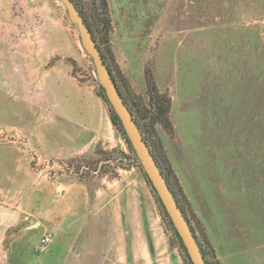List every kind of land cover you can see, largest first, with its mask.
Returning <instances> with one entry per match:
<instances>
[{
    "label": "rangeland",
    "instance_id": "obj_1",
    "mask_svg": "<svg viewBox=\"0 0 264 264\" xmlns=\"http://www.w3.org/2000/svg\"><path fill=\"white\" fill-rule=\"evenodd\" d=\"M106 2L99 48L207 262L264 264V0ZM113 114L64 5L0 0V144L118 206L139 264H191Z\"/></svg>",
    "mask_w": 264,
    "mask_h": 264
},
{
    "label": "crops",
    "instance_id": "obj_2",
    "mask_svg": "<svg viewBox=\"0 0 264 264\" xmlns=\"http://www.w3.org/2000/svg\"><path fill=\"white\" fill-rule=\"evenodd\" d=\"M25 151L0 144V264H139L118 206L99 207L81 182L41 176Z\"/></svg>",
    "mask_w": 264,
    "mask_h": 264
},
{
    "label": "water",
    "instance_id": "obj_3",
    "mask_svg": "<svg viewBox=\"0 0 264 264\" xmlns=\"http://www.w3.org/2000/svg\"><path fill=\"white\" fill-rule=\"evenodd\" d=\"M59 1L64 5L70 22L76 26L81 45L91 58L95 75L104 90L107 101L118 117L130 146L179 235L191 264H207L194 232L178 205L175 194L159 168L130 108L125 103L109 67L104 62L101 50L83 15L73 0Z\"/></svg>",
    "mask_w": 264,
    "mask_h": 264
},
{
    "label": "trees",
    "instance_id": "obj_4",
    "mask_svg": "<svg viewBox=\"0 0 264 264\" xmlns=\"http://www.w3.org/2000/svg\"><path fill=\"white\" fill-rule=\"evenodd\" d=\"M73 1L75 2L76 6L80 10L81 14L83 15L84 20L87 23L90 31L92 32L93 37L96 40L98 47H100V43L107 42V38H106L107 30H105V28H107L109 26V24H110V18H109V15H108V8H107V2H106V0H96V3H97L96 4V8H93V10H94V12H96L97 16H96V19H93L92 20L93 22L92 21L90 22L91 17L89 15L87 9H85L82 6H79V4L77 3L76 0H73ZM99 27L100 28L102 27V29H104V31H105V33H104V38L105 39L104 40H101V42H100V39L98 40V37H96V34H98V30L100 29ZM102 55H103V58H104V62L109 67L110 72L112 73L111 65L109 63L108 58L106 57V54H104L102 52ZM124 101H125V103H127V101L125 100V98H124ZM163 102L165 103V105L162 106V107H159V110L166 117V121L169 123V120H168V117H167L168 108H169L168 100H163ZM112 120H113V124H116V123L118 124L119 123V119L116 116V114H113ZM130 149H131V152H133V149L131 147H130ZM177 202H178V199H177ZM178 205L180 206L179 202H178ZM205 260H206V258H205ZM206 263L209 264L207 262V260H206Z\"/></svg>",
    "mask_w": 264,
    "mask_h": 264
},
{
    "label": "built area",
    "instance_id": "obj_5",
    "mask_svg": "<svg viewBox=\"0 0 264 264\" xmlns=\"http://www.w3.org/2000/svg\"><path fill=\"white\" fill-rule=\"evenodd\" d=\"M25 219H27V217H24ZM51 240V234L50 233H46L42 236L41 238V245H46L47 243H49Z\"/></svg>",
    "mask_w": 264,
    "mask_h": 264
}]
</instances>
